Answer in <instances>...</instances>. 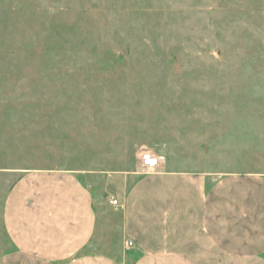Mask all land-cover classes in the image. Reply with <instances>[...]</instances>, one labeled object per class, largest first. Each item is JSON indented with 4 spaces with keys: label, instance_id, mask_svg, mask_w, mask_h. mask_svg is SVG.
I'll list each match as a JSON object with an SVG mask.
<instances>
[{
    "label": "rangeland",
    "instance_id": "374dc122",
    "mask_svg": "<svg viewBox=\"0 0 264 264\" xmlns=\"http://www.w3.org/2000/svg\"><path fill=\"white\" fill-rule=\"evenodd\" d=\"M144 150L230 181L220 214L264 228V0H0V259L6 193L34 170L90 184L112 254L109 201Z\"/></svg>",
    "mask_w": 264,
    "mask_h": 264
},
{
    "label": "crops",
    "instance_id": "0c3cea01",
    "mask_svg": "<svg viewBox=\"0 0 264 264\" xmlns=\"http://www.w3.org/2000/svg\"><path fill=\"white\" fill-rule=\"evenodd\" d=\"M160 167L117 197L121 231L112 254L100 230L103 202L88 182L67 171L22 174L6 193L8 249L0 264H264L257 253L264 228L251 227L245 214H220L225 197L235 210L233 187L220 196L230 181L209 184Z\"/></svg>",
    "mask_w": 264,
    "mask_h": 264
},
{
    "label": "built area",
    "instance_id": "2783aa9c",
    "mask_svg": "<svg viewBox=\"0 0 264 264\" xmlns=\"http://www.w3.org/2000/svg\"><path fill=\"white\" fill-rule=\"evenodd\" d=\"M161 165V158L151 151H142L140 154V166L145 173L157 169ZM112 205H118V200L113 198L109 201ZM134 243L132 240L125 241V247L131 248Z\"/></svg>",
    "mask_w": 264,
    "mask_h": 264
}]
</instances>
